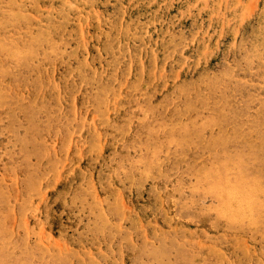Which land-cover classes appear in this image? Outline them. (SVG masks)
<instances>
[{"label":"rangeland","instance_id":"obj_1","mask_svg":"<svg viewBox=\"0 0 264 264\" xmlns=\"http://www.w3.org/2000/svg\"><path fill=\"white\" fill-rule=\"evenodd\" d=\"M0 264H264V0H0Z\"/></svg>","mask_w":264,"mask_h":264},{"label":"bare ground","instance_id":"obj_2","mask_svg":"<svg viewBox=\"0 0 264 264\" xmlns=\"http://www.w3.org/2000/svg\"><path fill=\"white\" fill-rule=\"evenodd\" d=\"M66 22V21H65ZM80 25V24H79ZM81 29V28H80ZM70 58V57H69ZM130 66V65H129ZM144 84V83H143ZM171 85V84H170ZM165 86V85H164ZM136 88V87H135ZM150 97V96H149ZM149 105V104H148ZM251 111V110H250ZM145 113V112H144ZM257 113V112H256ZM181 143V142H180ZM60 155V154H59ZM17 156V155H16ZM109 166V165H108ZM91 168V167H90ZM112 174V173H111ZM84 183V182H83ZM117 184H119V183H117ZM114 187V186H113ZM45 192V191H44ZM125 193V192H124ZM46 194V193H45ZM158 196V195H157ZM101 198V197H100ZM27 199V198H26ZM33 201V200H32ZM122 202V201H121ZM129 206V205H128ZM127 206V207H128ZM109 207V206H108ZM13 211V210H12ZM93 218V217H92ZM138 219V218H137ZM74 261V260H73Z\"/></svg>","mask_w":264,"mask_h":264}]
</instances>
